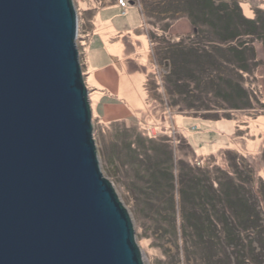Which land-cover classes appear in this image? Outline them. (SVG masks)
I'll return each instance as SVG.
<instances>
[{
	"label": "rangeland",
	"instance_id": "374dc122",
	"mask_svg": "<svg viewBox=\"0 0 264 264\" xmlns=\"http://www.w3.org/2000/svg\"><path fill=\"white\" fill-rule=\"evenodd\" d=\"M222 1L214 0L216 6ZM232 1L225 0L230 10ZM236 1L248 19L264 11V0ZM192 2L74 0L100 164L130 212L146 264H234L228 242L219 237L224 226L220 222L234 220L225 197L218 209L198 204L201 197L207 202L216 193L218 169L232 175L228 154H237L252 168L255 197L264 211V129H259L264 125V40L248 39L255 57L250 56V73L239 79L253 110L229 111L228 103L212 98L210 108L204 107L211 111H190L179 89L167 83L174 69L167 50L182 41L207 43L195 38L197 28L207 27L196 19L200 11ZM84 33L90 37L85 45L80 38ZM98 68L115 74L113 85L97 80ZM220 72L235 76L229 66ZM215 116L218 121L208 120ZM249 259L247 255V264Z\"/></svg>",
	"mask_w": 264,
	"mask_h": 264
},
{
	"label": "water",
	"instance_id": "95a60500",
	"mask_svg": "<svg viewBox=\"0 0 264 264\" xmlns=\"http://www.w3.org/2000/svg\"><path fill=\"white\" fill-rule=\"evenodd\" d=\"M74 0H0V264H146L106 178Z\"/></svg>",
	"mask_w": 264,
	"mask_h": 264
},
{
	"label": "trees",
	"instance_id": "16d2710c",
	"mask_svg": "<svg viewBox=\"0 0 264 264\" xmlns=\"http://www.w3.org/2000/svg\"><path fill=\"white\" fill-rule=\"evenodd\" d=\"M190 5L200 11L196 19L202 20L203 28L207 27L202 30L197 28L195 38L205 39L207 43L185 45L182 41L168 49L167 57L174 69L167 83L179 89L180 97H185L184 101L189 104L190 111L196 113L211 111L204 107L210 108L208 105L212 98L228 103L229 111L253 110L252 98L239 79L250 73V56L255 57V50L248 39L257 37L264 40V11L258 10L256 18L252 20L243 15L241 5L236 0L232 1L233 10L228 8L229 4L225 0L218 6L214 0H194ZM215 39L219 44L214 43ZM225 66L232 68L234 77L220 72ZM191 86L196 93H191ZM208 120L219 119L215 116ZM228 155L231 157L229 168L232 175L218 169V194L208 196L210 199L207 202L201 197L198 204L205 209H218L220 206L217 204H222L225 197L233 211L234 220L226 218L225 223L219 221L224 224L219 237H224L228 242L234 255L233 263L247 264L246 257L249 255L251 264H264V211L255 197L257 182L253 178L252 168L246 165L243 158L234 153ZM195 182L201 187L198 179ZM260 191L264 196V181L260 183ZM186 201L194 203L190 198ZM214 224L212 221L209 223L211 228L218 229Z\"/></svg>",
	"mask_w": 264,
	"mask_h": 264
},
{
	"label": "crops",
	"instance_id": "0c3cea01",
	"mask_svg": "<svg viewBox=\"0 0 264 264\" xmlns=\"http://www.w3.org/2000/svg\"><path fill=\"white\" fill-rule=\"evenodd\" d=\"M80 38L83 40V43H84L83 45H85L86 43H89L90 41V37L87 33L82 34ZM82 55H86V54H82ZM94 72L97 76V80L104 85H108V84L113 85V82H115V74L113 72L111 73L107 68L94 69ZM88 76L89 75H85L86 78H88ZM93 92L95 91L93 90ZM108 111L106 115L108 114Z\"/></svg>",
	"mask_w": 264,
	"mask_h": 264
},
{
	"label": "bare ground",
	"instance_id": "6f19581e",
	"mask_svg": "<svg viewBox=\"0 0 264 264\" xmlns=\"http://www.w3.org/2000/svg\"><path fill=\"white\" fill-rule=\"evenodd\" d=\"M246 10H247V12H250V9L248 8V6H246ZM259 129H264V125H262L261 127H259Z\"/></svg>",
	"mask_w": 264,
	"mask_h": 264
},
{
	"label": "built area",
	"instance_id": "2783aa9c",
	"mask_svg": "<svg viewBox=\"0 0 264 264\" xmlns=\"http://www.w3.org/2000/svg\"><path fill=\"white\" fill-rule=\"evenodd\" d=\"M121 4H122V6H123V7H126V5H125V3H124V2H123V3H121Z\"/></svg>",
	"mask_w": 264,
	"mask_h": 264
}]
</instances>
